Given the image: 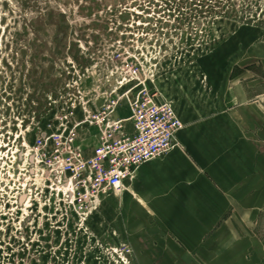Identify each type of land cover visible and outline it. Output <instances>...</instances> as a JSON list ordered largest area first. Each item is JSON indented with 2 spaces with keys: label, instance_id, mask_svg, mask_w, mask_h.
<instances>
[{
  "label": "rangeland",
  "instance_id": "1",
  "mask_svg": "<svg viewBox=\"0 0 264 264\" xmlns=\"http://www.w3.org/2000/svg\"><path fill=\"white\" fill-rule=\"evenodd\" d=\"M134 68L151 91L205 103L237 80L264 90V0H0V264H164L123 238L120 195L79 216L34 154L68 110L81 123L117 101L129 128ZM76 135L90 157L96 128Z\"/></svg>",
  "mask_w": 264,
  "mask_h": 264
},
{
  "label": "crops",
  "instance_id": "2",
  "mask_svg": "<svg viewBox=\"0 0 264 264\" xmlns=\"http://www.w3.org/2000/svg\"><path fill=\"white\" fill-rule=\"evenodd\" d=\"M234 84L218 103L157 91L184 127L116 199L115 223L136 253L142 236L164 264H264V90Z\"/></svg>",
  "mask_w": 264,
  "mask_h": 264
},
{
  "label": "built area",
  "instance_id": "3",
  "mask_svg": "<svg viewBox=\"0 0 264 264\" xmlns=\"http://www.w3.org/2000/svg\"><path fill=\"white\" fill-rule=\"evenodd\" d=\"M128 75L139 88L131 101V132L115 117L118 102L110 101L94 115L86 112L81 123H73V111H66L56 128L35 140V156L57 192L78 208L79 216L90 215L104 195H120L141 165L165 156L174 147L183 127L172 103L158 100L157 92L149 90L137 68ZM82 123L93 125L98 132L90 157L78 146L76 129Z\"/></svg>",
  "mask_w": 264,
  "mask_h": 264
}]
</instances>
